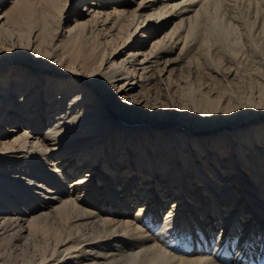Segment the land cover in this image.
Here are the masks:
<instances>
[{"label":"bare ground","instance_id":"bare-ground-1","mask_svg":"<svg viewBox=\"0 0 264 264\" xmlns=\"http://www.w3.org/2000/svg\"><path fill=\"white\" fill-rule=\"evenodd\" d=\"M221 1L0 0V264H264V94L156 106Z\"/></svg>","mask_w":264,"mask_h":264},{"label":"rangeland","instance_id":"rangeland-1","mask_svg":"<svg viewBox=\"0 0 264 264\" xmlns=\"http://www.w3.org/2000/svg\"><path fill=\"white\" fill-rule=\"evenodd\" d=\"M220 3L216 8L212 6L208 7L207 11L204 13L202 12L199 15L200 26L198 28L199 30H196L197 32H195L196 45L192 46V48H195H191L192 50L189 53H182L181 55L179 54V49L175 52V58H190L192 61L191 65L194 67L191 68V71L189 64L186 62L187 59L177 61V82L174 83V87L168 91L165 89L158 91L157 94L159 95L157 96L159 97L157 98L161 102L156 106H160L165 113L166 111L178 112V110L172 106V97L178 101L180 96L183 98L182 93H188L190 94L188 96H195L198 98L201 94L199 88L202 89L203 87V93H205V91H210L213 97H229V102L231 103L229 106L248 107V111L255 110L256 106H253L252 104L257 102L258 95L264 94V0H223ZM75 7L73 8V13L76 12ZM193 13L194 12H192V14ZM192 14L190 13V15ZM173 22L174 20H172L165 29L160 31L158 35H163L167 29L172 27ZM206 58L209 59L207 60ZM195 65L199 66H197L198 69ZM4 66L5 65L0 66V71ZM13 66L14 63L12 62L7 65L4 69L6 70V74H12ZM242 66L244 68H242ZM209 67L215 69L210 71L208 69ZM225 68H231L237 72L235 71L236 74L229 77L226 76L224 72H217V69L224 70ZM46 76L41 75V85L46 78H59L56 75ZM165 93H171L170 96L172 97L170 98L169 95L166 96ZM188 96L186 98L189 99ZM185 99L183 98L182 100H184V103L186 102L189 104L187 106L188 109L197 112V110L191 108L192 102ZM231 101L234 102L232 103ZM15 107L16 105L14 108ZM223 113L224 111L220 110L219 114L213 117L216 119V122L220 121L216 125L222 126V129L217 128L218 126H214L213 130L209 131V133L218 134L223 130L232 131V121L235 119H228L229 121L223 120ZM257 121H260L261 123L256 122V120H251L249 123H246L247 121H244L243 119L242 126L248 127L255 123L264 124V114L260 116ZM172 126V123L167 126L162 123H155V127L153 128H155V132L157 129L161 130L165 127L171 128ZM241 171L244 173L247 172L244 168H242ZM99 199L100 195L96 197L95 200L98 201Z\"/></svg>","mask_w":264,"mask_h":264}]
</instances>
